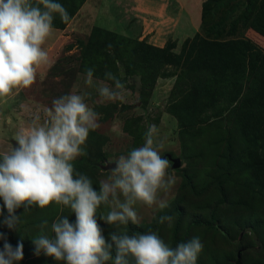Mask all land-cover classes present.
I'll use <instances>...</instances> for the list:
<instances>
[{"label": "rangeland", "instance_id": "374dc122", "mask_svg": "<svg viewBox=\"0 0 264 264\" xmlns=\"http://www.w3.org/2000/svg\"><path fill=\"white\" fill-rule=\"evenodd\" d=\"M91 1L93 8H81L66 31L48 39L44 47L49 53V63L38 70L35 83L0 100V152L10 150L12 144L15 147V133L20 127L28 126L37 115L43 122L46 109L55 98L71 92L90 93L85 98L86 103L100 114V126L89 133L84 146L87 154L73 163L78 172L92 180L97 190L99 181L106 179L115 167L116 158L143 145V134L149 125L154 124L159 129L157 139L163 143L161 155L181 160V167L173 169L169 159V174L174 175L177 182L167 194L160 193L169 206L159 210L155 206L136 205L141 219L137 225L126 226L129 235L151 229L173 247L199 236L204 247L197 264H237L238 260L239 264H264V141L256 145L253 137L243 135L238 128L239 118L231 113L236 104H211V100L202 98L199 90L196 92L201 97L198 100L205 104H181L180 64L177 62L165 64L154 81L146 78L160 67L154 68L152 60L144 63L139 57L131 58L130 72L121 69L120 74L115 73L126 82V101H102L96 88L100 81L112 84L102 76L105 71L112 72V66L100 63L96 57H88L92 65L102 70L95 69L94 86L85 85L84 73L88 66L80 55L81 42H86L96 27L129 41L140 40L154 26L164 23L162 17L156 24L146 20L151 17L155 21L156 16L145 13L148 8L141 3H135L132 13L121 12L120 6L116 7V12L111 5L113 14L97 9L104 0ZM114 15L120 22L113 21ZM187 23L186 14H181L180 27L168 23L160 29L166 41L163 48L169 46L172 53L179 54L184 42L191 39L180 33ZM153 42L160 46V40ZM158 45L153 46L161 48ZM141 66L147 67L145 73L139 70ZM150 80L155 84L148 85ZM189 107H193L195 113H189ZM107 211L108 208L101 206L96 217L106 239L110 232L125 230L124 226L112 228L99 218ZM16 215L20 220L12 230L2 223L4 216H0V232L13 247L22 241L23 259L19 264H62L43 253L35 255L32 238L39 234L43 221L47 220L50 227L58 217L68 216L74 223L75 214L52 204L44 209L34 206L24 211L20 208ZM163 215L175 218L173 227L158 222ZM2 247L3 241H0Z\"/></svg>", "mask_w": 264, "mask_h": 264}, {"label": "clouds", "instance_id": "9594fccd", "mask_svg": "<svg viewBox=\"0 0 264 264\" xmlns=\"http://www.w3.org/2000/svg\"><path fill=\"white\" fill-rule=\"evenodd\" d=\"M57 14L62 22L70 21L57 0H0V100L30 88L38 70L49 63L44 45L54 35ZM94 72L93 67L85 69V85L94 86ZM104 77L112 84L100 81L98 96L124 103L126 82L111 71H105ZM89 95L71 92L55 98L43 122L37 115L15 133L16 146L0 152V216L7 211L2 223L12 230L20 220L18 209L60 205L75 214V222L61 216L49 227L43 221L32 238L37 256L43 253L62 264H197L204 247L199 236L173 247L151 229L132 235L126 230L129 223H140L136 205L167 208L168 201L160 193L167 194L177 182L169 174V159L161 155L163 143L157 139L156 125L147 127L141 147L114 160L115 167L99 181L98 190L75 169L73 162L87 154L89 133L100 126V114L86 103ZM101 206L109 211L99 218L112 228L124 226V231L110 232L105 238L96 218ZM174 221L172 215H163L158 222L171 228ZM0 241V264H19L22 241L13 247L2 232Z\"/></svg>", "mask_w": 264, "mask_h": 264}, {"label": "trees", "instance_id": "16d2710c", "mask_svg": "<svg viewBox=\"0 0 264 264\" xmlns=\"http://www.w3.org/2000/svg\"><path fill=\"white\" fill-rule=\"evenodd\" d=\"M86 1L57 0L68 11L70 21L62 22L57 14L54 28L65 30ZM92 30L87 41L79 45L88 67L102 70L88 59L96 57L100 63H109L114 74H120L121 69L130 72L128 63L139 57L144 63L154 61V68L160 67L146 78L156 81L165 64L177 62L181 104H201L197 90L211 104H236L231 113L239 118L243 135L253 137L256 145L264 141V0H204L200 32L184 42L179 54L172 53L169 46L158 48L145 40L128 41L104 29ZM188 109L189 113L194 110Z\"/></svg>", "mask_w": 264, "mask_h": 264}, {"label": "crops", "instance_id": "0c3cea01", "mask_svg": "<svg viewBox=\"0 0 264 264\" xmlns=\"http://www.w3.org/2000/svg\"><path fill=\"white\" fill-rule=\"evenodd\" d=\"M100 1V0H99ZM117 3H112L109 0H104L102 4L98 6L97 9H103L104 12H110L115 14V11L117 12L118 6L121 8V12H126V13H132L131 11L133 9H136L134 7L135 3H141L145 8H148V11L145 13H151L154 14L156 17L155 21L151 18L148 17L149 22H155L158 23L160 21V17L163 18V23L161 26H154V29L147 31L145 35L140 38V40H146L148 37V43L157 46L154 41L160 40V46L163 48V45L166 44V41H163V35L160 33V29L163 30L164 25L166 24H172L174 23L176 27H180V15L181 14H186L187 17V25L185 27L184 31H180L184 35V37H190L193 38L195 34H197L200 30V26L202 23V5L204 0H113V2ZM92 1L87 0V2L84 4L82 9H88L92 7ZM114 6L115 11H112L110 9V6ZM81 9V10H82ZM119 11V10H118ZM113 21L118 22L119 19L115 15L112 16ZM159 18V19H158ZM120 22V21H119ZM65 30H57L55 29L54 35H58L62 31ZM53 35V36H54ZM162 39V41H161ZM185 39V38H184ZM164 42V44H163ZM40 73V72H39Z\"/></svg>", "mask_w": 264, "mask_h": 264}, {"label": "water", "instance_id": "95a60500", "mask_svg": "<svg viewBox=\"0 0 264 264\" xmlns=\"http://www.w3.org/2000/svg\"><path fill=\"white\" fill-rule=\"evenodd\" d=\"M14 146H16V143ZM169 159H170V161L173 162V169H179L181 167V160L180 159H173L171 156L169 157Z\"/></svg>", "mask_w": 264, "mask_h": 264}]
</instances>
